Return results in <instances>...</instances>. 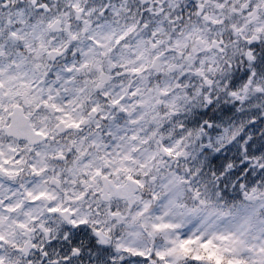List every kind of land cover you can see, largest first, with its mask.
Listing matches in <instances>:
<instances>
[{
    "label": "snow or ice",
    "instance_id": "obj_1",
    "mask_svg": "<svg viewBox=\"0 0 264 264\" xmlns=\"http://www.w3.org/2000/svg\"><path fill=\"white\" fill-rule=\"evenodd\" d=\"M0 264H264V0H0Z\"/></svg>",
    "mask_w": 264,
    "mask_h": 264
}]
</instances>
